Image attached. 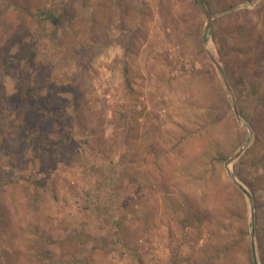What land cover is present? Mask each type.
I'll return each instance as SVG.
<instances>
[{"label":"rangeland","instance_id":"374dc122","mask_svg":"<svg viewBox=\"0 0 264 264\" xmlns=\"http://www.w3.org/2000/svg\"><path fill=\"white\" fill-rule=\"evenodd\" d=\"M199 1L0 0V264H264V0Z\"/></svg>","mask_w":264,"mask_h":264},{"label":"trees","instance_id":"16d2710c","mask_svg":"<svg viewBox=\"0 0 264 264\" xmlns=\"http://www.w3.org/2000/svg\"><path fill=\"white\" fill-rule=\"evenodd\" d=\"M195 2H196V4H198V6L200 8H202L199 0H195ZM44 15L47 17L46 19L53 20L54 21L53 23L56 24L58 22V20L55 19L52 14H49V13L46 14L45 13ZM203 52H205V51L203 50ZM123 77H124V84H125L126 92L129 95H131V94L134 95L135 91H134V88L132 86L131 67L129 66V64L127 62L125 63V66L123 68ZM136 99H137V96H136ZM144 153H145L144 161L146 163V166H151V167H154L155 165L156 166H158V165L161 166V164H160L161 161H162L161 158H160L161 154H160L159 151L156 150V148L153 145H145L144 146ZM8 184L11 185V184H13V182L12 181H7V185ZM0 191H2L1 186H0ZM0 216H2L1 212H0ZM15 254L17 255L18 253H15ZM24 255L28 256V254H24Z\"/></svg>","mask_w":264,"mask_h":264},{"label":"water","instance_id":"95a60500","mask_svg":"<svg viewBox=\"0 0 264 264\" xmlns=\"http://www.w3.org/2000/svg\"><path fill=\"white\" fill-rule=\"evenodd\" d=\"M209 56H210L211 60L214 62V64L219 68L217 61L211 55H209ZM237 116H238V113H237ZM241 153L242 152L240 151L238 154H236L235 158L240 156Z\"/></svg>","mask_w":264,"mask_h":264}]
</instances>
